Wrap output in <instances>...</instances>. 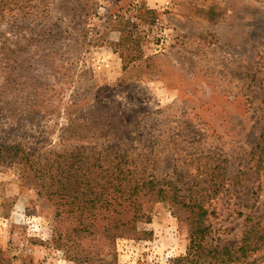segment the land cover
<instances>
[{"label":"rangeland","instance_id":"rangeland-1","mask_svg":"<svg viewBox=\"0 0 264 264\" xmlns=\"http://www.w3.org/2000/svg\"><path fill=\"white\" fill-rule=\"evenodd\" d=\"M23 7L0 22L1 264H172L188 247V201L204 207L213 248L236 252L250 227H264V0ZM79 118L83 130L62 134ZM107 131L109 146L147 156L181 203L149 206L148 219L109 248L98 235L72 233L94 217L101 232L99 215H56L42 180L10 160L16 147L50 157L76 146L100 151ZM253 260L264 264V249Z\"/></svg>","mask_w":264,"mask_h":264},{"label":"trees","instance_id":"trees-1","mask_svg":"<svg viewBox=\"0 0 264 264\" xmlns=\"http://www.w3.org/2000/svg\"><path fill=\"white\" fill-rule=\"evenodd\" d=\"M8 4L13 5L8 7ZM23 9V0H0V22L12 12L23 14ZM12 46L17 48L18 43ZM5 49L7 48H0V58H5ZM3 61L6 64L5 59ZM4 64L0 65L2 75L7 71ZM61 68L62 66L59 67ZM4 80L8 82L6 74ZM71 100L70 107L79 105L77 98ZM69 108H65L66 115L69 114ZM83 122L82 118L69 122L66 127L61 128L62 134H77L79 129H84ZM107 136L109 139L106 146L100 151L76 146L53 154L54 159V156H48L50 153L32 156L19 147L10 150L13 152L11 164L24 168L22 174L32 172L34 178L42 180L40 188L47 191V196L57 198L56 215H99L101 232L96 228L95 231L92 230L97 223L94 217L90 225L75 228L72 233L74 238L88 232L89 236L98 235L102 240L100 245L105 248L112 246L114 240L133 232L137 222L148 219L149 206L166 200H171L174 205H181L171 191V183L158 181L148 169L147 156L133 157L126 149L109 146L115 140L111 138L110 131H107ZM261 137L264 138V131ZM4 150L0 147V164ZM261 156L264 158V153ZM182 207L189 215V243L185 256L174 260L172 264H256L255 260L249 262L248 259L264 249V227L261 230L255 225L250 227L242 239V246L236 252L228 248H213L208 245L209 228L205 223L206 211L202 204L188 201ZM63 240L70 241L66 237ZM1 255L0 252L2 262ZM83 257L84 260L92 258L85 255ZM87 262L95 264L97 259H88Z\"/></svg>","mask_w":264,"mask_h":264},{"label":"built area","instance_id":"built-area-1","mask_svg":"<svg viewBox=\"0 0 264 264\" xmlns=\"http://www.w3.org/2000/svg\"><path fill=\"white\" fill-rule=\"evenodd\" d=\"M164 42L167 43V41L165 40V37H163L162 40H161V46H163Z\"/></svg>","mask_w":264,"mask_h":264}]
</instances>
